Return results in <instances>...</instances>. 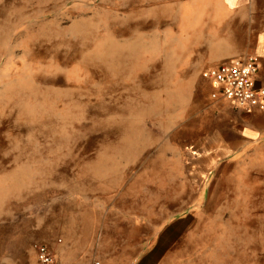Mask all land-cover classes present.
<instances>
[{
	"label": "rangeland",
	"instance_id": "rangeland-1",
	"mask_svg": "<svg viewBox=\"0 0 264 264\" xmlns=\"http://www.w3.org/2000/svg\"><path fill=\"white\" fill-rule=\"evenodd\" d=\"M130 6L0 0V264H264L262 180L200 179L196 53Z\"/></svg>",
	"mask_w": 264,
	"mask_h": 264
},
{
	"label": "crops",
	"instance_id": "crops-1",
	"mask_svg": "<svg viewBox=\"0 0 264 264\" xmlns=\"http://www.w3.org/2000/svg\"><path fill=\"white\" fill-rule=\"evenodd\" d=\"M128 6L135 20L172 22L166 29L183 38L185 51L196 53L193 73L202 82L197 98L203 121L193 132L197 136L191 148L206 153L191 165L206 175L200 179H227L238 166L260 178L263 191L264 109L247 112L212 98L210 82L199 75L232 58L252 55L258 62L255 86L264 94V0H128ZM51 250L54 264H84L79 258H63L67 246L53 245Z\"/></svg>",
	"mask_w": 264,
	"mask_h": 264
},
{
	"label": "built area",
	"instance_id": "built-area-1",
	"mask_svg": "<svg viewBox=\"0 0 264 264\" xmlns=\"http://www.w3.org/2000/svg\"><path fill=\"white\" fill-rule=\"evenodd\" d=\"M258 71L257 58L252 55L232 58L217 67L202 72L211 87L212 98L229 101L247 112L264 109V94L256 89L255 76ZM37 264H54V254L45 244L34 245ZM90 264H102L94 258Z\"/></svg>",
	"mask_w": 264,
	"mask_h": 264
}]
</instances>
